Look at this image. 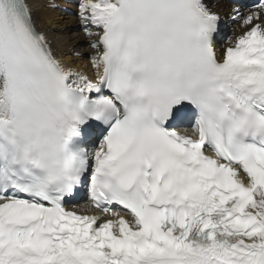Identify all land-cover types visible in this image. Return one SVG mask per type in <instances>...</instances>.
<instances>
[{
  "label": "snow or ice",
  "instance_id": "1",
  "mask_svg": "<svg viewBox=\"0 0 264 264\" xmlns=\"http://www.w3.org/2000/svg\"><path fill=\"white\" fill-rule=\"evenodd\" d=\"M69 2L0 0V264H264V0Z\"/></svg>",
  "mask_w": 264,
  "mask_h": 264
},
{
  "label": "bare ground",
  "instance_id": "2",
  "mask_svg": "<svg viewBox=\"0 0 264 264\" xmlns=\"http://www.w3.org/2000/svg\"><path fill=\"white\" fill-rule=\"evenodd\" d=\"M56 2L59 4V7L55 9H48L42 4H38L36 11L34 12V18L37 19L38 26L45 29L46 34L52 40L54 47H59L60 51L68 55L71 54L73 49L83 53V60L85 61L81 64V66H83L87 63V43L76 17L75 4L70 3L69 0H56ZM227 10L228 5L225 4L224 11L221 14L223 15ZM47 18H51V22H48ZM232 27L231 22L226 21L223 34L226 32L230 34ZM226 37L227 36L217 39L216 48L218 52L222 51L225 46ZM58 40H63L64 44L58 46ZM72 59L75 61L79 58L72 57Z\"/></svg>",
  "mask_w": 264,
  "mask_h": 264
},
{
  "label": "rangeland",
  "instance_id": "3",
  "mask_svg": "<svg viewBox=\"0 0 264 264\" xmlns=\"http://www.w3.org/2000/svg\"><path fill=\"white\" fill-rule=\"evenodd\" d=\"M73 16V15H72ZM75 16V15H74Z\"/></svg>",
  "mask_w": 264,
  "mask_h": 264
}]
</instances>
